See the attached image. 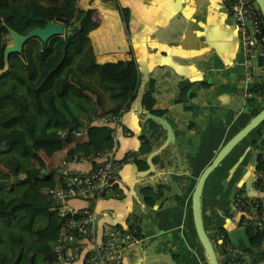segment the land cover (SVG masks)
<instances>
[{
	"label": "crops",
	"instance_id": "crops-1",
	"mask_svg": "<svg viewBox=\"0 0 264 264\" xmlns=\"http://www.w3.org/2000/svg\"><path fill=\"white\" fill-rule=\"evenodd\" d=\"M113 3L129 8L126 27ZM76 5L92 9L96 21V26L87 33L94 62L132 57L140 79L133 99L119 113L117 124H109L113 155L117 158L132 155L115 176L119 196L104 195L95 200L70 198L68 206H92L97 214L98 234L111 225H132L138 229L139 234L124 250L121 264H207L191 219L190 193L199 172L218 147L252 115L246 86L264 79L261 68L254 57H248L251 78L245 80V57L237 25L221 0H76ZM101 9L114 13L113 26ZM149 78L154 85L152 108L162 110L159 115L171 125L173 140L154 154L155 159L154 155L151 157L155 171L140 176L137 170L146 166L147 152L137 151L139 134L147 136L150 150L165 137V130L156 121L143 118L148 109L141 106L140 95ZM182 79L195 83L177 101V82ZM84 91L94 101L96 114H108L107 100L101 105L95 93L87 88ZM252 93L256 102L264 104V88ZM124 130L129 133H123ZM73 133L75 140L86 138L83 124ZM247 137L254 143L255 131ZM255 146L250 171L236 178L239 187L248 185L252 179ZM67 147L68 143L50 155L39 152L44 167L62 165L67 172H83L100 160L99 156L87 160L67 157ZM238 164L248 166L243 154L236 159L235 165ZM57 177L56 171L52 180ZM170 181L175 183L173 194L156 198L152 205L143 202L140 187L154 188L160 184V195ZM209 212L207 203L200 198L204 229L214 232L220 224Z\"/></svg>",
	"mask_w": 264,
	"mask_h": 264
},
{
	"label": "trees",
	"instance_id": "trees-1",
	"mask_svg": "<svg viewBox=\"0 0 264 264\" xmlns=\"http://www.w3.org/2000/svg\"><path fill=\"white\" fill-rule=\"evenodd\" d=\"M113 7L126 27L129 8L118 3H113ZM101 10L113 26L114 13ZM259 17L264 32L260 12ZM48 19L68 25L70 32L44 40L36 35L29 37L19 51L8 54L3 69L2 34L8 28L24 34ZM95 26L92 9L77 7L76 0H0V264H49L53 257L50 245L63 217L49 209L51 200L43 188L62 184L63 176L58 173L56 180H52L60 165L46 169L39 152L50 155L68 143L67 157L95 155L112 144V127L93 119L99 114L84 89L95 93L101 105L107 100L109 112L118 114L135 95L140 76L132 57L94 62L87 33ZM194 83L179 80L175 100L179 101ZM250 88L254 92L263 89L264 79ZM153 90V80L149 78L140 104L151 113L161 114V109L152 108ZM247 104L254 114L263 102H256L251 96ZM89 111L91 114L86 115ZM263 123L264 120L253 129L255 133H260ZM81 124L85 126L86 138L75 140L73 130ZM138 137L137 151L148 152L147 136L142 133ZM159 186L140 187L145 204L154 203ZM223 225L215 230H224ZM244 226L249 242L259 246L261 232L250 224ZM138 234L137 229L134 235ZM250 252L255 257L260 255Z\"/></svg>",
	"mask_w": 264,
	"mask_h": 264
},
{
	"label": "built area",
	"instance_id": "built-area-1",
	"mask_svg": "<svg viewBox=\"0 0 264 264\" xmlns=\"http://www.w3.org/2000/svg\"><path fill=\"white\" fill-rule=\"evenodd\" d=\"M229 9L237 25L238 39L245 57L244 78H251L248 57H254L264 76V32L261 27L259 10L254 0H221ZM246 95L254 96L249 85ZM123 111L121 107L118 112ZM117 111L93 116L102 124H117ZM85 121L84 118L81 119ZM81 122V123H82ZM100 123V124H101ZM79 132H76L78 134ZM123 133L128 134L127 130ZM256 160L249 185H241L228 202L224 212L226 224L244 226L250 224L261 232L257 248L260 255H252L251 250L241 244H233L224 230H215L216 245L213 246L220 262L232 264H264V123L260 133H255ZM114 144L97 151L95 155H73L76 160L100 158L97 163L83 172H67L60 166L57 172L63 176V183H54L43 188L51 200L49 209L63 217L62 223L50 248L53 257L49 264H121L124 250L134 239L135 228L111 225L98 234L97 214L92 206L74 208L68 206L70 198L95 200L100 196L117 197L120 194L115 184V176L123 162L132 159L131 154L124 158L113 155ZM225 225V224H224ZM245 227V226H244ZM254 253V252H253Z\"/></svg>",
	"mask_w": 264,
	"mask_h": 264
},
{
	"label": "water",
	"instance_id": "water-1",
	"mask_svg": "<svg viewBox=\"0 0 264 264\" xmlns=\"http://www.w3.org/2000/svg\"><path fill=\"white\" fill-rule=\"evenodd\" d=\"M254 2L256 3L258 7V10L262 16V20L264 23V0H254ZM64 29H65L66 34L70 32L68 25H63L61 21H56V20H51V19L46 20L42 26L36 25L32 27L24 34H19L15 32L14 30L8 28L7 31L9 32V34L13 36L15 44L12 46H6L7 44H5V48H7V50H10L6 54L4 52V46H3V50H2L3 62H4L3 69L6 67L8 54L10 52L19 51L21 48V44L29 37L36 35L38 38L44 40L51 35L62 34ZM4 43H5V40H3V44ZM143 118H151L152 120L156 121L165 130V137L160 144H158L155 148L149 150L145 154L144 161H145L146 166L144 168L137 170V174L140 176L155 171V167L153 165L151 157L154 154H156L158 151H160L161 148L167 142L173 140L172 127L167 122L165 117L159 114L151 113L149 110H145V114ZM263 120H264V104L262 105L260 109H258L256 113L252 114L249 117V119L240 128H238L235 132H233L218 147V149L215 151L210 161L203 166V168L199 172L193 184V188L190 193L191 219H192L193 227L195 230V234L205 254L207 264H219V261L214 252L211 240L207 232L204 229L203 222H202L201 215H200V192H201L203 182L205 178L207 177L208 173L211 171V169L225 156V154L232 148V146L237 141H239L242 137H244L247 133L252 131ZM170 182H171L170 186L168 188L163 189L162 193L157 197V199H161L175 192L174 191L175 183L173 181H170ZM248 185L245 184L246 187ZM229 225L230 224L225 223V225L223 226H227L226 236L231 243L237 244L241 242L243 246L249 248L252 252L257 253L259 251L257 246L252 245L249 242L244 226L240 225V226L231 227Z\"/></svg>",
	"mask_w": 264,
	"mask_h": 264
},
{
	"label": "rangeland",
	"instance_id": "rangeland-1",
	"mask_svg": "<svg viewBox=\"0 0 264 264\" xmlns=\"http://www.w3.org/2000/svg\"><path fill=\"white\" fill-rule=\"evenodd\" d=\"M62 33H65V29ZM2 37L3 40H5L4 52L6 54L8 51H10L5 48V44L7 43L6 41H9L11 39L9 36V32H4L2 34ZM248 134L249 133H247L244 137L237 141L225 154V156L211 169V171L205 178L201 188V200L207 203V208L210 211V215L213 216L218 224L221 225L226 222L225 216L229 215L228 213L224 212L226 209H228V202L239 187L236 178L238 177V174L243 172V175L250 171L249 167L252 165L255 156V145L248 139ZM242 154L245 164H247L248 166L239 164L235 165L236 159ZM232 166H234V169H231ZM222 211L223 213L220 214V212ZM210 223L213 224V222L211 221ZM215 232V230L214 232L210 230L207 231L211 243L214 246L216 245Z\"/></svg>",
	"mask_w": 264,
	"mask_h": 264
},
{
	"label": "bare ground",
	"instance_id": "bare-ground-1",
	"mask_svg": "<svg viewBox=\"0 0 264 264\" xmlns=\"http://www.w3.org/2000/svg\"><path fill=\"white\" fill-rule=\"evenodd\" d=\"M9 36H10V40L9 41H6L7 43V45L6 46H12V45H14L15 44V41H14V39H13V36L11 35V34H9ZM215 252V251H214Z\"/></svg>",
	"mask_w": 264,
	"mask_h": 264
}]
</instances>
